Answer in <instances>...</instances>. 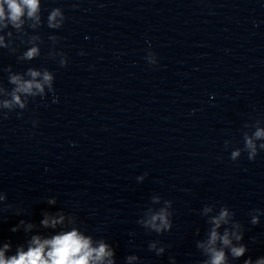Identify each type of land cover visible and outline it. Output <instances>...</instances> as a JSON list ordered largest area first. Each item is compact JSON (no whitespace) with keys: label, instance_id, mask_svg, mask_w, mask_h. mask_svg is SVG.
Listing matches in <instances>:
<instances>
[{"label":"clouds","instance_id":"obj_1","mask_svg":"<svg viewBox=\"0 0 264 264\" xmlns=\"http://www.w3.org/2000/svg\"><path fill=\"white\" fill-rule=\"evenodd\" d=\"M66 19L64 11L60 7L53 8L47 16V26L50 29H61ZM26 21H34L35 23L29 25L33 28L41 22V0H0V31L11 26L20 32ZM24 34L26 35V33ZM8 36L12 37L11 31L8 32ZM39 39V37H32L29 42ZM49 39L55 44L59 38L56 35H50ZM4 40V36L0 35V48L9 49V44H5ZM40 55V48L32 46L18 59L31 61ZM49 56L54 59L59 57V65L67 66L68 60L63 52L50 51ZM151 63L155 64L156 61L153 60ZM5 71L8 73V83L13 86L10 93H6V90L0 86V93H6L11 97L10 100L0 101V106L5 109L11 111L14 106L24 109L26 100H22L21 95L25 98L37 96L44 98L49 92L55 93V76L47 68L40 70L29 67L26 72L17 73L13 72L9 66ZM45 89H47V93ZM3 116L6 118L7 114ZM255 135L261 137L264 136V132L257 131ZM246 147L251 149L248 159L254 160L257 150L251 139L246 141ZM260 148L264 149V144L260 145ZM239 155V151L233 152L232 159L235 161ZM5 199H7L6 194L0 195V202ZM49 203H55V200H49ZM170 208L171 201H164V206L159 209L148 208L138 223L150 232L157 234L168 232L173 226ZM0 211H5V209L0 208ZM212 212V207H204L203 216L207 217L209 227L206 239L196 241V248L206 257L203 264H230V257L232 261L244 257L248 251L247 246L242 243L244 227L234 219L235 213L227 206L221 207L218 214L209 216V213ZM249 215L250 223L256 225L260 222V216L264 215V211L253 209ZM62 221L63 216H60L59 219L46 216L42 223L45 226L51 224L55 227ZM20 223L23 224L24 221L21 220ZM222 226L223 231H221ZM12 230L16 231L17 229L13 228ZM157 243V241L150 242L148 249L157 256H161L164 254L166 246L161 244L157 247ZM7 248L8 245H5L4 250ZM4 250H0V264H115L114 249L103 241L99 243L98 247H93L91 237L82 235L77 230H71L45 240L33 237L32 246L28 251L19 250L16 256L10 258H5ZM139 260L140 257L135 254L126 257L127 264ZM170 264H176L174 257H170ZM244 264H264V256L255 260L248 257L244 260Z\"/></svg>","mask_w":264,"mask_h":264}]
</instances>
